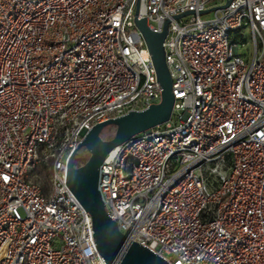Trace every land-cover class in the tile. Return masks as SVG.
<instances>
[{
    "label": "built area",
    "instance_id": "1",
    "mask_svg": "<svg viewBox=\"0 0 264 264\" xmlns=\"http://www.w3.org/2000/svg\"><path fill=\"white\" fill-rule=\"evenodd\" d=\"M226 1L0 0V264H104L66 165L92 126L160 101L135 17L171 19L174 103L104 158L107 214L169 264H264V0L202 18Z\"/></svg>",
    "mask_w": 264,
    "mask_h": 264
},
{
    "label": "water",
    "instance_id": "2",
    "mask_svg": "<svg viewBox=\"0 0 264 264\" xmlns=\"http://www.w3.org/2000/svg\"><path fill=\"white\" fill-rule=\"evenodd\" d=\"M230 1L227 0L224 5L208 9L202 14L214 9H223ZM169 21L170 18L165 19L160 32H153L149 30L145 17H140L139 20L134 18L135 26L145 41L155 70L156 82L160 88L159 103L151 104L142 110L128 111L119 117L92 126L83 133L81 142L67 161L64 185L88 213L94 245L104 264H169L147 247L129 240L118 230L116 223L107 214L98 190L99 170L106 155L131 137L165 123L171 116L174 97L163 49ZM107 126L114 128V134L112 138L104 140L100 134ZM80 150H85L88 157L82 165L77 166L75 158Z\"/></svg>",
    "mask_w": 264,
    "mask_h": 264
},
{
    "label": "rangeland",
    "instance_id": "3",
    "mask_svg": "<svg viewBox=\"0 0 264 264\" xmlns=\"http://www.w3.org/2000/svg\"><path fill=\"white\" fill-rule=\"evenodd\" d=\"M212 17H213V13L212 12H209V13H206V14L202 15V18L203 19H210ZM244 35H245V39H246V44L239 43V47L241 48V51H244L245 49H247L248 47H250V52L249 53L252 55L253 46H252V43H250L249 32H247V31L244 32ZM113 134H114V128L111 127V126H107V127H105L102 130V132H101L100 135H101V138L104 137V136H108V139H110V138H112ZM82 163H84V161H82Z\"/></svg>",
    "mask_w": 264,
    "mask_h": 264
},
{
    "label": "trees",
    "instance_id": "4",
    "mask_svg": "<svg viewBox=\"0 0 264 264\" xmlns=\"http://www.w3.org/2000/svg\"><path fill=\"white\" fill-rule=\"evenodd\" d=\"M102 139L107 140L108 136H104L102 137ZM80 161L79 156L76 157L75 159V163L78 164ZM48 166V164H47ZM39 178L36 180L38 182V184L40 185L41 189L47 193L48 192V187H49V178H48V174L46 171V167L45 166H40L36 169L35 172Z\"/></svg>",
    "mask_w": 264,
    "mask_h": 264
}]
</instances>
